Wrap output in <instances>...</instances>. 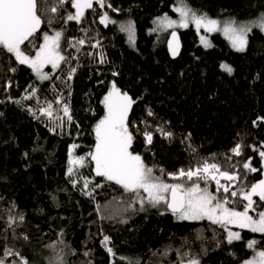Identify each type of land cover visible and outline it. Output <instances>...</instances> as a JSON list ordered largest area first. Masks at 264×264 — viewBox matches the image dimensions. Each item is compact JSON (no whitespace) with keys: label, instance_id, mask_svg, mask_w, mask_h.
Listing matches in <instances>:
<instances>
[{"label":"trees","instance_id":"16d2710c","mask_svg":"<svg viewBox=\"0 0 264 264\" xmlns=\"http://www.w3.org/2000/svg\"><path fill=\"white\" fill-rule=\"evenodd\" d=\"M187 4L215 18H249L264 12V0H187ZM174 5L177 0H106L104 8L94 2V10L87 9L80 23H65L67 14L75 13L70 0L63 7L58 0H38V14L45 23L22 49L34 55L45 32L63 30L61 51L68 61L61 62L46 81L0 49V259L5 264H20L21 257L28 264H49L54 252L63 255L65 264H129V260L187 264L190 258L199 264H240L254 254L247 247L249 240L258 241L257 250L264 249L262 233L242 229L241 239L228 244L225 229L207 219L178 220L169 210L141 211L134 194L97 177L94 162L86 156L95 144L94 126L105 114L104 95L115 81L136 100L129 113L132 150L156 176L174 181L168 173L207 160L222 171L239 174L235 184L223 179L232 190L250 187L262 177L264 120L258 117L264 118V32L254 28L246 50L238 52L219 32L210 35L212 46L205 48L193 27L177 30L183 47L178 57L171 58L167 39L173 30L158 35L150 28L156 17L172 13ZM52 6L57 13L50 11ZM105 11L112 20L134 21V45L119 31V24L100 23ZM49 18H53L50 26ZM81 38L85 44L78 45L79 51L70 47ZM97 40L99 47H92ZM223 62L231 65L232 74L221 69ZM71 68L76 72L69 80ZM32 88L37 90L35 96L23 99ZM47 101L53 103L54 115L61 117L67 102L72 123L65 117L63 128L50 131L55 124L38 111ZM159 127L172 137L162 135ZM145 131L153 135L151 144L146 143ZM237 143L242 145L238 156L231 151ZM72 144L79 145L74 155L86 156V166L70 178L66 173ZM248 161L259 171L244 169ZM85 179L91 181L88 189ZM97 183L102 187L95 188ZM93 188L92 196L84 194ZM210 189L215 191V182ZM229 198L236 201L230 207L243 209L238 197ZM255 199L257 212L264 209V202ZM21 213L24 220L9 228V215ZM105 235L115 256L101 244ZM6 249L20 255L6 256Z\"/></svg>","mask_w":264,"mask_h":264},{"label":"snow or ice","instance_id":"6c2138e0","mask_svg":"<svg viewBox=\"0 0 264 264\" xmlns=\"http://www.w3.org/2000/svg\"><path fill=\"white\" fill-rule=\"evenodd\" d=\"M58 2L63 7L66 0H58ZM94 2L99 4L100 8H104L106 5V0H70L71 7L75 9V13L69 12L65 18V23L67 21L80 23L85 16V11L93 9ZM107 7L112 8V5L107 3ZM112 10L119 11L118 9ZM40 11L38 0H0V49L12 54L20 65H27L39 80L46 81L51 77L49 73L44 72L45 65H51L52 69H57L60 67L61 62L67 63L68 61L61 52L63 30L55 31L53 35L45 32L43 34V43L39 45L34 56L26 54L22 49L25 42L34 37L41 28L42 23H45L41 14H38ZM50 11L57 13L58 8L52 6ZM174 11L179 14V20L172 19L167 14L157 17L153 21L157 27L151 29V31L172 29L177 25L181 28H187L191 23L195 25L197 31L203 28L209 33L222 32L230 41L231 46L238 52L246 50L248 35L254 28L264 32V13L249 21H238L234 17L221 21L208 17L207 13H198L197 10L187 4V0H177ZM99 19L100 23L105 26L109 23L119 24V31L127 33L129 43L135 44V24L133 21L118 22L112 20L106 11L100 15ZM46 22L50 26L53 18H49ZM82 31L87 32V29H82ZM172 36L173 38L176 37L175 31H172ZM200 41L205 48L212 46L206 36L202 35ZM84 44L85 40L81 38L75 43H70V47L79 51L78 45L82 46ZM99 45L100 41L97 40L92 47H99ZM168 47L172 56L175 57L179 54L178 45L174 47L172 42H169ZM88 55L91 56L93 54L88 53ZM105 62V57L101 53L99 55V63L103 64ZM220 67L228 74H232L234 71L226 63H221ZM11 70L14 72L16 69ZM75 72L76 68H71L67 78L70 80ZM113 75L119 74L114 72ZM101 83L103 82L101 81ZM36 91L35 88H32L31 93L23 97V99L32 98L35 96ZM16 103H19V101H16ZM56 103H61V100L58 99ZM102 103L105 114L94 126L95 144L93 150L86 154L95 164L94 171L97 177H102L109 182L114 181L116 184L121 185L125 192L134 194L135 198L140 202L141 211L145 210L143 207L145 202L153 208L164 205L179 220L207 219L211 223L221 225L225 229L230 224H236L241 229H249L253 233L264 234V210L257 212L256 206L258 202L254 199V197H258L259 202H264V179L251 184L250 187L241 186L232 190V185L221 183L220 178L235 184V182L240 180L239 174L222 171L218 164L204 160L195 168L180 169L177 173H168L174 179L183 178L190 181L189 186H185L183 183H165L161 177L153 174V168L145 164L140 154L132 151L134 134L129 126V113L136 100L128 92L122 91L113 81ZM46 104V107H41L38 111L41 116L48 117L55 124V127L49 129L50 131L55 132L57 127L63 128L65 117L69 125L72 123L73 118L67 102H64L60 109L64 113L63 117L54 115L55 110L51 101H47ZM148 115L151 116L153 113L149 110ZM37 118L39 119L40 117L37 116ZM258 120H264V118L258 117ZM57 121L59 123H56ZM256 123L257 121H253L254 125ZM157 130L168 138L173 135L171 132H166L162 127ZM143 135L146 138V143L151 144L153 140L152 133L145 131ZM77 147H79L77 144H72L69 147L66 175L70 178L76 174L78 168L86 166V156L74 155V149ZM231 151L237 156L240 155L242 145L237 143ZM259 155L264 159V151H260ZM243 168L249 172L259 171L252 167L250 162H245ZM161 172L163 173L162 169ZM199 181H203L205 186L201 187ZM209 181L215 182V191L210 190L208 187ZM72 183L75 185L77 181H72ZM90 183V180L85 179L84 189H88ZM100 187L102 185L99 183L95 185V188ZM95 188L85 191L84 194L92 196ZM141 192L146 193V197L142 196ZM168 193H170V199L167 195ZM229 197H238L243 201V211H237L235 208L229 207V204L236 202ZM250 211L256 212V216L250 215ZM17 220L21 222L24 220L22 213L18 216L9 215L8 227L11 228ZM121 222L126 223L127 221ZM240 239L241 235L239 232L227 230L226 240L228 244ZM109 243L110 237L105 235L101 244L105 247L107 253L115 256L116 253L109 246ZM257 243L258 241L254 239L247 242V247L254 250V256L245 260L243 264H264V249L257 250L255 247ZM5 255L19 256L20 254L6 249ZM84 255L87 256L89 253L85 252ZM121 259L127 260L128 258L121 257ZM0 264H5V261L0 259ZM20 264H28L27 259L21 257ZM49 264H65L63 255L54 252L53 256L49 258ZM129 264H131L130 260ZM180 264H184V262L181 261ZM187 264H199V261L195 258H190Z\"/></svg>","mask_w":264,"mask_h":264},{"label":"rangeland","instance_id":"374dc122","mask_svg":"<svg viewBox=\"0 0 264 264\" xmlns=\"http://www.w3.org/2000/svg\"><path fill=\"white\" fill-rule=\"evenodd\" d=\"M176 5H174V7H175ZM174 7L172 8V10H173V12L172 13H165V14H167L170 18H172V19H175V20H179V14L177 13V12H175L174 11ZM261 13H264V12H261ZM260 13V14H261ZM165 14H163V15H161V16H164ZM259 14V15H260ZM259 15H255V16H253V17H249V18H240V17H237V16H230V17H224V18H215V17H210V18H214V19H219V20H221V21H224V20H226V19H229V18H232V17H234V18H236L238 21H249V20H253V19H255L256 17H258ZM161 16H158V17H161ZM157 18V17H156ZM155 18V19H156ZM154 19V20H155ZM129 20H131V21H133L132 19H129ZM153 20V21H154ZM128 21V20H127ZM127 21H124V22H127ZM153 21H152V27L150 28V31H151V29H153V28H155V27H157V25H155L154 23H153ZM134 22V21H133ZM189 27H193L196 31H197V29H196V27H195V25L194 24H189ZM189 27H187V28H189ZM181 29H186V28H181V27H179L178 25L177 26H175L174 28H172V29H158L157 31H155V33L156 34H158V35H162V34H165L168 30H173V31H177V30H181ZM197 33H198V35H199V40H200V37L203 35V36H206V38L210 41V43H211V37H210V35L212 34V33H214V32H211V33H209V32H206L203 28H201L199 31H197ZM221 35H223V33L222 32H219ZM49 35H53L52 33H49ZM135 35H136V32H135ZM126 36H127V33H126ZM224 36V35H223ZM225 37V36H224ZM248 37H249V35H248ZM226 38V37H225ZM227 39V38H226ZM227 41L229 42V44H230V46H231V43H230V41L227 39ZM201 42V41H200ZM42 43H43V41H42ZM202 44V43H201ZM133 45V44H132ZM203 45V44H202ZM232 47V46H231ZM233 48V47H232ZM234 49V48H233ZM234 50H236V49H234ZM62 52V51H61ZM62 54H63V52H62ZM31 56H34V55H31ZM223 63H226V64H228V65H230L229 63H227V62H223ZM46 66H50V68H48V69H45V67ZM231 66V65H230ZM45 67H44V72H46V73H51V72H53L55 69H52V67H51V65H45ZM37 77V76H36ZM38 78V77H37ZM105 96V95H104ZM104 116V115H103ZM133 151V150H132ZM260 151H264V148H262ZM249 162V161H248ZM251 166L252 167H254L255 168V166L251 163ZM262 166H263V170H262V172H263V175H262V177L260 178V179H264V159H262ZM94 168H95V164H94ZM229 172V171H228ZM229 173H232V172H229ZM154 174V173H153ZM155 175V174H154ZM218 175V174H217ZM156 176V175H155ZM218 178H220L219 176H218ZM221 179V183H223V184H225V181L223 180L224 178H220ZM260 179H258L257 181H259ZM162 180H163V182H165V183H169V184H171V183H183V184H185V186H189L190 185V181H187L186 179H183V178H181V179H176V180H174V181H170V180H167V179H164V178H162ZM256 181V182H257ZM200 182V181H199ZM212 183H214V181H209L208 182V187L210 188V185H212ZM200 184H201V187H204L205 186V184H204V182L202 183V182H200ZM211 190V189H210ZM141 195L142 196H144V197H146V193H143V192H141ZM168 196H169V193L167 194ZM254 199H255V197H254ZM136 202H137V207H139V208H141V205H140V202H139V200H137L136 199ZM229 206V205H228ZM144 209H156V210H158V211H161V212H165V211H168L167 210V208H166V206H164V205H161V206H159V207H157V208H153V207H151L149 204H147V202H145V204H144ZM230 207V206H229ZM236 209V208H235ZM237 211H243V209H236ZM262 210H264V209H262ZM261 210V211H262ZM249 214L250 215H253L254 217L256 216V214L257 213H254V212H252V211H250L249 212ZM175 216V215H174ZM175 218L176 219H178L176 216H175ZM179 220V219H178ZM188 221H194V220H188ZM224 228V227H223ZM225 229V228H224ZM227 230H231V231H233V232H239L240 233V235H241V228L238 226V225H236V224H230V225H228V228L227 229H225V231H226V234H227ZM249 230V229H248ZM254 256V254L252 255V256H250L249 258H247L246 260H248V259H251L252 257ZM244 262V261H243ZM243 262H241L240 264H243ZM8 264H11V262L10 263H8Z\"/></svg>","mask_w":264,"mask_h":264},{"label":"water","instance_id":"95a60500","mask_svg":"<svg viewBox=\"0 0 264 264\" xmlns=\"http://www.w3.org/2000/svg\"><path fill=\"white\" fill-rule=\"evenodd\" d=\"M175 32H176V37L175 38H173L172 33H171L169 35L168 39H167V48H168V52H169V55H170L171 58L178 57L180 52H181V50H182V47H183L182 46V40H181V37H180V32L179 31H175ZM169 42H172L174 47L177 46V45L179 46V54L176 55L175 57L171 55V52H170L169 47H168ZM168 197H169V199L171 198L170 193H169Z\"/></svg>","mask_w":264,"mask_h":264},{"label":"bare ground","instance_id":"6f19581e","mask_svg":"<svg viewBox=\"0 0 264 264\" xmlns=\"http://www.w3.org/2000/svg\"><path fill=\"white\" fill-rule=\"evenodd\" d=\"M26 53V52H25ZM26 54H28V53H26ZM29 55V54H28ZM35 55V54H34Z\"/></svg>","mask_w":264,"mask_h":264}]
</instances>
